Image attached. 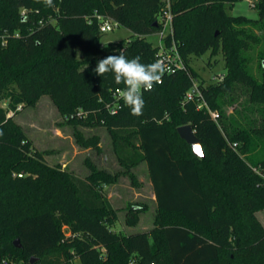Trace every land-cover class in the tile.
<instances>
[{
	"label": "trees",
	"instance_id": "trees-1",
	"mask_svg": "<svg viewBox=\"0 0 264 264\" xmlns=\"http://www.w3.org/2000/svg\"><path fill=\"white\" fill-rule=\"evenodd\" d=\"M234 1L169 0L173 39L188 73H165L143 93V113L135 116L125 103L108 111L112 91L125 85L93 69L120 49L142 63L156 61L157 48L146 37L159 31L165 0H53L54 7L0 0V101H6L0 106V264L4 257L22 264H264V226L255 215L264 209V50L257 74L250 54L264 36V0L252 2L255 19L228 14ZM104 18L134 37L102 45ZM206 51L221 53L225 68L209 83L189 65L190 56ZM192 79L218 112L216 120L198 101L185 99ZM237 91L246 94L248 105L237 111L244 125L226 120L222 109ZM43 93L72 125L104 126L123 169L110 173L89 164L81 179L48 164L8 116ZM258 107L261 123L253 125L245 111ZM185 124L203 157L179 137L176 128ZM73 133L83 146H98L96 137ZM141 162L155 200L152 227L120 234L112 229L116 211L101 186L120 173L137 184L131 169ZM144 210L128 203L126 224Z\"/></svg>",
	"mask_w": 264,
	"mask_h": 264
},
{
	"label": "rangeland",
	"instance_id": "rangeland-1",
	"mask_svg": "<svg viewBox=\"0 0 264 264\" xmlns=\"http://www.w3.org/2000/svg\"><path fill=\"white\" fill-rule=\"evenodd\" d=\"M255 0H236L231 6H227L228 14L232 16H244L250 19L258 17L257 10L252 6ZM23 10H21L22 12ZM256 33L260 34L259 31ZM134 35L123 26H113L111 30L102 33L100 42L102 45L118 44L127 42ZM155 44L157 33L146 37ZM260 50H264V36L261 41L253 46L250 51L252 56V72L257 74V55ZM189 65L197 72L198 78H202L205 83L214 82L217 77L225 72L224 61L221 53L211 55L209 51L199 55L190 56ZM237 96L233 103L223 105V112L226 120L229 118L240 120L244 125L241 115L237 111H242L248 104L243 103L246 94L237 91ZM0 106L6 107V101H0ZM256 106H253L255 108ZM249 123L259 125L261 123L260 107L253 109L252 113H247ZM8 116L21 126L27 137L31 140L32 146L43 153L46 162L50 165H59L67 171L84 178L89 173V164L95 168L104 169L110 173H115L123 169L117 160L113 150L111 137L104 126L85 127L74 126L69 123L56 108L50 97L43 93L31 104L17 106L15 110H10ZM80 131L84 139L96 137L98 146H83L76 141L74 131ZM131 171L135 174L137 184L131 183L126 174H118L114 182L101 186L102 193L116 211L117 219L112 224V229L120 234L148 230L152 227V219L155 213V200L151 184L147 175L145 162L139 163ZM136 203L145 206V210L140 212L133 225L125 222L127 214V204ZM256 217L264 226V209L255 212ZM67 231L65 225L62 227ZM74 263L78 261L75 259ZM11 264H22L20 261L12 259Z\"/></svg>",
	"mask_w": 264,
	"mask_h": 264
},
{
	"label": "clouds",
	"instance_id": "clouds-1",
	"mask_svg": "<svg viewBox=\"0 0 264 264\" xmlns=\"http://www.w3.org/2000/svg\"><path fill=\"white\" fill-rule=\"evenodd\" d=\"M38 2H42L47 7H54L53 0H38ZM167 67L164 60L157 59L145 64L141 62L139 56L129 58L125 50L120 49L118 54L99 59L93 72L100 77L111 73L117 84L123 83L125 87L120 90L122 100L129 107L132 115L140 116L145 106L143 93L153 90L156 84L162 83Z\"/></svg>",
	"mask_w": 264,
	"mask_h": 264
},
{
	"label": "built area",
	"instance_id": "built-area-1",
	"mask_svg": "<svg viewBox=\"0 0 264 264\" xmlns=\"http://www.w3.org/2000/svg\"><path fill=\"white\" fill-rule=\"evenodd\" d=\"M158 22L160 23V29L157 31V40L155 46L157 48L155 53V59L164 60L167 63V70L165 73H176L178 71H183L188 73V67L184 62L178 47L173 39V26H172V12L170 9L169 0H165V6L162 8L158 15ZM113 26H117L116 22L104 18L100 19L99 30L100 32H105L111 30ZM169 38V41L166 39ZM221 76L217 77V80L221 79ZM124 88V87H123ZM123 88H115L112 91V100L107 104V109L110 113L114 114L117 110L124 104V101L121 98V92ZM185 99L198 101L197 108L206 107L208 109L209 115L212 119L216 120L218 118V112L216 110H211L208 108L206 102L203 99L202 93L198 87V81L192 79V85L190 89L185 94ZM78 116H84L85 113L78 110L76 112ZM232 147L236 146V143L231 144ZM1 264H11V261H8L5 257L1 259Z\"/></svg>",
	"mask_w": 264,
	"mask_h": 264
},
{
	"label": "water",
	"instance_id": "water-1",
	"mask_svg": "<svg viewBox=\"0 0 264 264\" xmlns=\"http://www.w3.org/2000/svg\"><path fill=\"white\" fill-rule=\"evenodd\" d=\"M176 131L180 138H182L191 148V152L196 157H203V152L199 139L196 137L194 130L190 124L178 126ZM14 244L18 245V240L14 239ZM35 257H31L30 260H34Z\"/></svg>",
	"mask_w": 264,
	"mask_h": 264
}]
</instances>
